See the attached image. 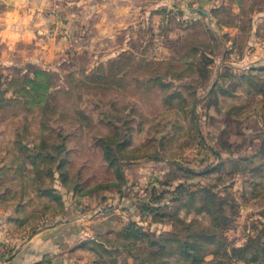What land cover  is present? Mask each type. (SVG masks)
<instances>
[{"label":"rangeland","instance_id":"374dc122","mask_svg":"<svg viewBox=\"0 0 264 264\" xmlns=\"http://www.w3.org/2000/svg\"><path fill=\"white\" fill-rule=\"evenodd\" d=\"M4 13L0 264H264V0Z\"/></svg>","mask_w":264,"mask_h":264},{"label":"crops","instance_id":"0c3cea01","mask_svg":"<svg viewBox=\"0 0 264 264\" xmlns=\"http://www.w3.org/2000/svg\"><path fill=\"white\" fill-rule=\"evenodd\" d=\"M13 0H0V3H8V2H12ZM20 1V0H17ZM8 15L7 13H4L0 16V37H3V39L5 40V36H8V40L13 39L12 41L10 40V42H15L14 40V35L12 34V32L14 31V24L12 21H10L8 19ZM43 29V27L39 26L38 29ZM36 28L35 25L30 24V26H24V29H22V32H20V37L25 38V39H30L32 37V35L34 34V30H38ZM13 30V31H12Z\"/></svg>","mask_w":264,"mask_h":264}]
</instances>
